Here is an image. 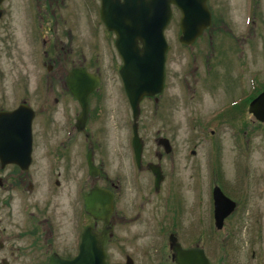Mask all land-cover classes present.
<instances>
[{
  "label": "rangeland",
  "instance_id": "374dc122",
  "mask_svg": "<svg viewBox=\"0 0 264 264\" xmlns=\"http://www.w3.org/2000/svg\"><path fill=\"white\" fill-rule=\"evenodd\" d=\"M25 3H0V40L23 39ZM209 4L214 18L212 27L192 45L179 42L180 12L174 14L165 30L169 47L163 97L158 106L152 98H144L137 119L133 118L142 144L143 167L139 171L133 165L130 145L129 123L133 114L120 85L114 84L117 77L109 74L110 61L104 57L98 62H83L93 72L99 67L100 85L108 93L104 111H99L94 101V120L87 125L95 142L93 164L102 170L95 181L88 175L81 154L85 145L77 143L83 136L77 134L75 144L68 145L65 152L68 165L57 163L49 183L43 179L47 165L40 162L37 169H31L37 171L31 173L30 179L35 191L27 196L29 209L35 214L31 217L35 228L39 229L36 221L45 213L52 217V250L60 258L74 251L64 250L63 246L75 247L84 227L89 224L94 228L91 220L78 217L73 205L76 190L88 181L86 195L95 185L115 194L112 235L105 247L108 264H177L171 241L168 242L170 235L183 249H202L209 264H264V123L253 118L247 107L229 111L238 99L264 86V0H253V13L246 9L243 0H209ZM93 34L95 38L89 40H105L107 30L102 24L97 25ZM72 35L74 40L88 37L85 28L78 26ZM208 40L219 47L213 60L207 62L210 68L202 60ZM1 59L0 84H8L15 77L5 74L9 60ZM113 65L122 66L117 60ZM59 106L52 104L46 111L47 139L42 141L41 135L34 138L35 143L47 144L43 149L54 148L58 137L66 135L69 122H74L76 103L66 99L63 118ZM38 123L36 120V128ZM124 138L128 146L119 154L116 140ZM157 138L168 140L169 153L157 145ZM98 142L107 148H100ZM38 146L37 150L41 148ZM77 157L82 165L75 164ZM148 165L158 166L164 175L157 188ZM118 179V188L109 186ZM213 186L235 202L233 209L224 214L222 227L214 222ZM48 190L53 197L46 207ZM55 205L60 208L55 210ZM8 215L11 216L7 212ZM31 227L35 232L30 224ZM95 229L101 232L102 224L98 223ZM2 257L6 255L0 253V260ZM23 261L26 260L17 257L8 263Z\"/></svg>",
  "mask_w": 264,
  "mask_h": 264
},
{
  "label": "flooded vegetation",
  "instance_id": "af4514ba",
  "mask_svg": "<svg viewBox=\"0 0 264 264\" xmlns=\"http://www.w3.org/2000/svg\"><path fill=\"white\" fill-rule=\"evenodd\" d=\"M24 7L25 17V32L22 40H16L14 37L0 40V63L1 58L9 60V68L5 70V74L14 76L11 82L8 84H0V113L5 111H13L20 106L29 107L34 113L32 121V158L28 167L23 169L17 163H9L2 165L0 162V253L6 255L0 260L1 264H9L11 258L20 257L26 261L22 264H48L50 257L52 258L55 251L52 250V232L54 231V222L49 214L45 213L36 223L40 226L35 228V224L32 223L31 217L35 216L30 211V202H27V196L31 197L34 190V185L31 184L32 174L37 172L33 167L37 169L38 163L43 162L48 166L47 170H44V181L49 183V176L56 170L58 164H67L66 151L68 145L71 147L75 144L77 134H81L82 141L77 140L78 144L81 142L85 145L84 149V164L88 170V159H92L94 155V140L92 134L88 130V122H93V103L95 101V107L99 111H104L106 108V90H102L101 74L97 67L95 71L89 68L90 66L84 61L98 62L105 57V60H109V74L115 75L117 80L114 84L120 85V90L125 89L123 81L120 76V66L114 68L115 60L123 64V56L120 53L117 45V37L113 31L107 30L105 40H89L94 39V28L98 25L105 27L101 18V0H25ZM179 11L175 6L172 7L173 17L174 14ZM214 19V18H213ZM173 20V19H172ZM213 24V21H212ZM85 28L87 32V40H74L73 31L75 27ZM106 28V27H105ZM197 41V40H196ZM195 41V42H196ZM124 51H130L142 48V41L139 38H129L123 41L121 46ZM204 56L202 60L206 64L213 60L212 55L215 52H219V47L214 45L213 40H208L205 48ZM204 58V59H203ZM210 63H207V68H210ZM84 68L90 73H97L100 78L99 86L88 95V107L85 116L84 125H78L82 117V108L79 100L70 92L65 78L70 74L72 70ZM0 65V71H2ZM45 72V75H44ZM46 83L49 85L47 86ZM165 83V82H164ZM165 87V86H164ZM164 90L157 98H152L157 106L160 104L159 98L163 97ZM94 96V97H93ZM94 98V100L92 99ZM127 97V96H126ZM69 98L76 103V111L74 112V122H69V128L66 135L58 137L54 148L43 149L47 147V144L35 143L34 138L36 135H41L42 141L46 138L45 133V117L46 111L50 105H60V112L62 110V118L65 114L66 108L64 104L66 99ZM128 99V98H127ZM162 101V100H161ZM98 111V112H99ZM132 113V111H131ZM214 116V119L218 117ZM38 120V127H35V121ZM47 120V119H46ZM133 115L130 124L133 127ZM5 126L1 127L0 132V153L8 155L11 152H17L15 158L18 162L23 161L24 147L19 146L16 150H10L5 147V139L8 137L5 130ZM38 130V132H36ZM75 131V132H74ZM213 131V130H212ZM132 137L130 138L131 149ZM157 140L158 145V138ZM40 145L41 148L38 150ZM101 142L98 145L102 149L107 147L102 146ZM43 146V148H42ZM60 148H55V147ZM118 146V147H117ZM126 138L116 140V152L122 153L127 148ZM162 148V147H161ZM80 149V148H79ZM163 149V148H162ZM73 151V150H72ZM38 155L35 156V153ZM79 154V152L77 153ZM157 157L160 158L161 154L158 153ZM50 160V161H46ZM93 161V159H92ZM75 164L82 165V162L78 161V157L74 161ZM133 163L136 165L134 153ZM143 163V162H142ZM141 163V167L143 164ZM99 167V166H98ZM102 168L99 167L101 172ZM40 173V172H39ZM37 177V176H36ZM94 180V179H93ZM95 181V180H94ZM111 182V181H110ZM55 185L59 181L54 180ZM120 180L111 182L109 186L119 187ZM86 182L76 190L73 198V205L75 207V213L78 217L89 219L92 221V225L97 227L98 223L102 224L101 220H94L89 215L84 207L85 188ZM52 191H46V199L48 203L44 205L50 206L52 201ZM14 194H16L14 196ZM57 195V193H56ZM75 195H79L75 196ZM11 196V198H9ZM60 207L54 206L55 210ZM10 213L11 216H6ZM34 222V221H33ZM32 227L29 228V225ZM87 226H90L89 224ZM85 228V227H84ZM83 228V229H84ZM11 230L10 232L8 231ZM40 231V235L36 233ZM83 231V230H82ZM75 247L65 245L64 250L73 251L68 253L65 258L72 257L79 247L81 233ZM56 232V231H55ZM73 247V248H72Z\"/></svg>",
  "mask_w": 264,
  "mask_h": 264
},
{
  "label": "water",
  "instance_id": "95a60500",
  "mask_svg": "<svg viewBox=\"0 0 264 264\" xmlns=\"http://www.w3.org/2000/svg\"><path fill=\"white\" fill-rule=\"evenodd\" d=\"M3 0H0V3ZM141 2V3H140ZM102 16L110 30L115 31L118 37V45L127 37H140L143 47L135 53L128 55L123 53L124 65L121 70L126 93L133 110L134 117L138 115V105L144 96H157L163 88L164 63L167 43L164 38V29L171 18L170 4H176L182 11L180 21L182 36L180 41L184 44H192L195 38L199 37L205 29L210 27L211 15L208 9L207 0H124L118 2L116 6L103 0ZM114 10L117 16L113 17L111 11ZM1 16V12H0ZM68 85L72 93L79 98L83 107V114L80 123L85 119L86 97L98 84V79L94 76L73 72L67 77ZM249 112L254 117L264 123V91L259 94L249 105ZM17 111L0 115V123H5L7 117L13 118ZM27 118L23 122L25 143L31 131V119ZM14 123L15 120L11 119ZM16 123V122H15ZM135 127V126H134ZM136 129V128H134ZM16 139L11 141L12 144ZM159 143L165 147L169 153L170 146L167 140L162 139ZM134 148L138 164L140 162L142 144L135 131ZM9 157V156H8ZM4 157L3 159H7ZM92 177L97 172L91 167ZM149 169L155 175V186H159L163 176L158 166L149 165ZM215 221L218 227H222L224 214L233 209V200L225 197L218 187L213 190ZM114 194L109 190L93 186L87 197H85V210L96 220L103 221L101 232L87 227L82 233L78 254L72 259H62L54 257L49 264H107L108 254L106 246L112 235L110 227L111 215L114 210ZM170 247L175 253L177 264H209L208 259L200 249H183L176 242L174 237L169 236ZM130 264V262H128Z\"/></svg>",
  "mask_w": 264,
  "mask_h": 264
}]
</instances>
